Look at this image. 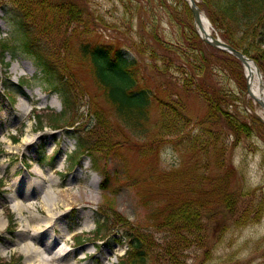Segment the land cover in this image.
I'll use <instances>...</instances> for the list:
<instances>
[{
  "label": "rangeland",
  "instance_id": "1",
  "mask_svg": "<svg viewBox=\"0 0 264 264\" xmlns=\"http://www.w3.org/2000/svg\"><path fill=\"white\" fill-rule=\"evenodd\" d=\"M147 1L152 2L153 8L150 2H142L140 12L145 15L146 28L141 35L147 37L151 30L156 29L157 35L172 47V52L162 51L148 39L146 42L153 44L156 52H163L166 61L147 56V53H131L126 1L122 5L118 0H94L88 7L89 12H93L92 21L88 19L85 23L88 32L80 38L85 39V43L101 42L105 46L121 47L129 59L132 54L137 58L142 82L146 86L155 90L162 99L181 102L185 108L184 116L190 123L204 124L207 107L203 98L198 93L185 92L174 86L180 79L176 70L181 47L193 41L191 29L195 33V28L192 18L183 8L168 11L167 6L173 7L175 4H171L172 0H167L164 8L157 7L154 0ZM10 2L0 0V44L11 33L14 10ZM212 32L213 36L221 39L220 32L213 26ZM71 41L63 59L67 68L62 70L64 75H71L74 81V86L69 88L73 103L70 109L65 108L59 94L48 89L43 72L30 58L17 54L13 59L9 53L2 55L0 51V264L38 262L25 260V255L18 251L23 239L18 236V231L22 229L27 215L24 212L20 216L13 209L20 201L33 203L40 208L46 195L54 196L55 191L62 193L70 188L72 198L66 196L63 203L57 202L53 209L55 214H60L54 219L56 223L30 242L32 248L51 242L50 248H46L49 253L44 254L48 259L58 248L67 249L66 255L49 264H117L119 256L127 251L123 227H132L138 232L141 230L157 243L162 242V233L151 223L164 210L168 194L167 189L157 192L155 186L162 184L166 188L173 187L176 196L180 189L179 181L191 182V177L203 173L201 164L196 167V172L190 170L193 161L183 151L184 144L181 142L178 145L162 142L157 147H150L148 141L129 134L105 100L103 91L95 85L91 65L81 60L73 50L76 40ZM155 61H159L158 67L163 73L157 72ZM169 61L175 62L174 67L166 70ZM211 68L212 74L217 75V79L213 77V84L215 82L216 89L222 88L227 96L225 109L251 127L254 118L259 120L255 123L256 133L253 131L252 136L242 137L239 141L228 138L227 146L230 147V164L240 174L241 186L245 187L244 191L255 190L254 203L260 202L259 195H264V119L258 111L260 106L247 95L246 76L241 63L228 56L215 57ZM158 88L162 91H158ZM150 110L151 126L159 114L156 104ZM97 112L104 116L102 123L105 124L95 122L94 113ZM52 115H65L57 123L60 129L52 128L49 121ZM39 117L41 122L38 121ZM204 127L207 128V125L204 124ZM92 129L91 135L88 134ZM78 136L90 141L95 148L104 146L108 150L103 148L97 158L100 166L105 163L110 176L116 180L112 185L113 192L101 191L104 176L91 165V154L78 156ZM31 140L27 145L26 142ZM72 154L75 155L71 164ZM187 166L190 171L185 172ZM35 171H41L43 179L39 180ZM179 171L181 173L178 175L176 172ZM51 179L57 181L52 187L49 185ZM193 184L189 192L181 190L184 198L196 195L199 188L193 192ZM204 186L208 185L202 183L201 187ZM250 198L244 196L240 200L242 203L237 204V210L249 208L251 202L247 200ZM262 205L256 223L240 228L228 220L224 228L218 222L212 230L207 229L208 235L211 232L208 257H203L204 251L193 246L179 256L180 264H264V203ZM34 212L40 221L45 218L44 211ZM241 215L234 212L233 217ZM98 220H104L107 228L102 229L101 238L93 239ZM118 220L122 223L118 224ZM39 224L40 229L46 226L45 222ZM105 235L106 239L102 240Z\"/></svg>",
  "mask_w": 264,
  "mask_h": 264
},
{
  "label": "trees",
  "instance_id": "2",
  "mask_svg": "<svg viewBox=\"0 0 264 264\" xmlns=\"http://www.w3.org/2000/svg\"><path fill=\"white\" fill-rule=\"evenodd\" d=\"M93 1L11 0L10 6L14 10L10 24L11 33L9 38L0 44V51L2 55L9 53L13 59L17 54L30 58L43 72L48 89L59 94L65 108L70 109L73 103L69 88L74 86V81L71 75H64L62 70L67 68L63 59L69 51L68 45L72 43L71 39H75L76 46L73 50H76L81 60L91 65L95 85L103 91L105 100L129 134L148 141L150 147H157L162 142L171 145H178L181 142L184 144L183 151L193 161L190 170L193 169L194 172L198 164H201L203 173L191 177L189 179L191 182L179 181L180 189L176 196L173 187L166 188L162 184L155 186L157 192L167 189L168 194L164 210L151 223L152 227L162 233L160 244L148 233L121 226L125 230L127 251L118 258L117 264H180L179 256H183L184 252L193 246L203 250V257L207 258L211 247L208 242L211 235V232L208 235L209 228L212 230L218 222H221L224 228L228 220H232L231 222L240 228L256 223L259 209L264 203L263 193L259 195L260 202L254 203L255 190L244 191L245 187L241 186L242 182L239 180L240 174L230 164L228 152L230 147L227 146L228 138L239 141L242 137L252 136L256 129L255 123L259 120L254 118V125L251 127L234 117L225 109L227 98L225 92L221 87V90H217L215 82L213 84V77L217 79V75L212 74L213 58L228 56L235 59L228 53L215 50L203 43L191 29L193 41L190 44L185 41L188 45L181 47L176 70L180 79L174 86L177 85L185 92L198 93L203 98L207 107L204 119L207 128L203 122L194 125L184 116L185 108L181 102L162 99L155 90L142 82L139 63L132 54L147 53V56L166 61L167 57L163 52H156L153 44L146 42L147 39L164 52L173 50L157 35L156 29L151 30L147 37L141 35L146 28L145 15L140 12L144 0H118L122 5L125 1L127 4L131 59L126 57L121 47L105 46L101 42L85 43V39L80 38L88 32L85 23L88 19L92 21L93 12L90 13L88 7ZM166 1L154 0L158 4L157 7L162 8L167 4ZM149 2L146 0V3ZM171 4L174 5L167 6L168 11L171 8H183L192 18L188 5L183 0H172ZM150 6L153 8L152 2ZM198 6L214 29L220 32L221 40L252 59L259 71L264 74V0H199ZM159 61L154 62V67L161 74L164 71L158 67ZM174 63L169 61L166 70L174 67ZM166 85L172 86L169 83ZM158 91L162 90L158 88ZM154 104L159 117L150 126V109ZM94 117L95 122L105 124L102 123L104 116L101 113H94ZM62 118L64 119L65 115L64 117L52 115L49 118L53 129H60L61 126L59 127L57 123ZM38 121L41 122L40 117ZM190 125L192 127L188 129ZM92 131L93 129L88 134ZM76 141L78 156L81 157L84 153L91 154L89 156L92 158L91 165L104 176L100 185L101 191L113 192L112 185L116 180L110 176L105 163L100 166L97 158V154L105 147L95 148L90 141L79 136ZM74 155L71 157V163ZM190 170L189 166L185 168V172ZM176 173L179 175L181 171ZM202 183L208 186L201 187ZM192 184L193 192L199 188L195 192L196 195L191 194L190 197L184 198L181 190L189 192ZM244 196L251 197L247 200L251 204L249 208L245 207L238 211L237 204L242 203L240 200ZM213 207L215 208L212 209ZM234 212L242 215L234 218ZM117 223L122 221L118 220ZM106 228L105 221L98 220L93 239L101 238L100 233ZM105 239L106 235L102 240Z\"/></svg>",
  "mask_w": 264,
  "mask_h": 264
},
{
  "label": "bare ground",
  "instance_id": "3",
  "mask_svg": "<svg viewBox=\"0 0 264 264\" xmlns=\"http://www.w3.org/2000/svg\"><path fill=\"white\" fill-rule=\"evenodd\" d=\"M201 28H198V33L202 35L203 37L207 36H213V32L211 29V26L209 22H207V19L205 16L201 17ZM248 64L244 66V74L246 76V83L248 84V92L247 95L249 98L253 100L255 104L258 105V102L262 103L264 105V77L262 74H258L256 71V68L253 63L250 61L247 62ZM259 114L264 119V106H261L258 110ZM31 141H27V145L31 143ZM34 174L38 177V179H43L41 176V171H35ZM57 181L51 179L50 181V187H52L53 184H56ZM70 188L63 190L62 193H57L55 191L54 196H50L49 194L45 197L44 204L41 205V207L35 206L33 203L25 204L24 202L20 201L19 203L15 204L13 209H15L20 216L26 212V216L24 217V224L22 229L18 231V236L22 239V245L20 244L18 251L21 254L25 255V260L29 259L33 262L38 261L36 264H49L52 262L57 261L61 256L66 255L67 249L66 248H58L55 250L51 258H45L44 254L49 253V249L51 246V242H45L44 245L40 244V247H37L36 249L32 248V243H30L32 240L35 239V237L41 233L43 234L46 229L54 226L56 219L59 215L54 213L55 207L57 206V202H64L65 197L68 196L72 198V195L70 194ZM34 211H44L45 212V218L40 221L38 217H36ZM62 215V214H61ZM41 222H45V227L43 229H40ZM32 224V225H31ZM31 225V226H30ZM30 232V233H29ZM20 240V239H19ZM56 240L52 241V244L55 243ZM47 248V249H46ZM51 253V252H50ZM52 254V253H51ZM32 263V262H31ZM28 263V264H31ZM109 264H112V262H109Z\"/></svg>",
  "mask_w": 264,
  "mask_h": 264
},
{
  "label": "water",
  "instance_id": "4",
  "mask_svg": "<svg viewBox=\"0 0 264 264\" xmlns=\"http://www.w3.org/2000/svg\"><path fill=\"white\" fill-rule=\"evenodd\" d=\"M185 2H187L188 8H189V12H191L192 15V19H193V23H194V27H195V31L198 34L199 38L201 39V41L203 43H207L208 45H210L211 47H213L214 49H218L224 53H229L230 55H232L239 63H241V65H243V67L245 65H247V62H251L254 64L257 73L260 75V72L255 64V62H253L249 57L247 58L242 52H240L239 50L234 49L233 47H231L229 44L224 43L223 41H221V39L218 36H210V37H203L202 35H200L198 33V28H201V22L200 19L201 17L205 16L204 13L200 10V8L198 7V1L196 0H184ZM208 22V20H207ZM210 24V23H209ZM247 84V83H246ZM247 92H248V84H247V88H246ZM258 105L264 106L262 103L258 102Z\"/></svg>",
  "mask_w": 264,
  "mask_h": 264
}]
</instances>
